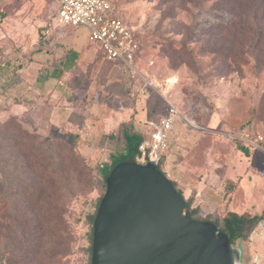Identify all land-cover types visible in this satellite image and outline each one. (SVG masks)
Segmentation results:
<instances>
[{
	"label": "rangeland",
	"instance_id": "1",
	"mask_svg": "<svg viewBox=\"0 0 264 264\" xmlns=\"http://www.w3.org/2000/svg\"><path fill=\"white\" fill-rule=\"evenodd\" d=\"M220 3L221 0H117L113 4L115 15L128 24L138 42L134 67L140 75L132 77L131 71L119 61L108 63L99 45L88 41L84 43L87 50L83 61H93L82 67V75L77 79L80 89L84 90L71 91L72 86L67 81L71 93L64 94L51 80L42 88L43 92L32 95L31 85L27 89L31 93L27 94L17 81L19 74L28 82L37 76V65L28 63L33 55V58L40 57L38 52L33 54L38 39L41 37L45 42L63 37L64 50L69 45L82 49L76 43L82 38L86 40L88 28L58 23V0H0V14L5 15L0 19V65L4 64L0 67V255L4 264H28L24 256L29 253L32 258L31 250L19 251L18 246L16 250V236L21 230L17 220L41 215H49L52 220L45 224L44 236L36 243L38 246L32 247L36 251L30 264H86L89 231L86 214L93 211L95 199L105 189L99 165L108 164L110 155L118 153L121 141L118 123L127 118L134 106V116L142 126L145 117L138 116L141 104L144 110L154 107L159 116L165 113L166 100L180 111L181 119L177 118L178 123L160 161L161 170L169 179L175 178L174 163L178 157L189 174L186 184L192 182L193 177L204 176L212 184L218 183L221 177L222 182L225 178L237 181L233 193L225 188L229 187L228 183L220 187L210 185L202 194L204 201H213V204L218 201L216 195H224L223 209L228 207L237 213L261 212L264 208V150L249 147L248 155L233 151L234 142L215 132L246 129L264 137V36L258 39L256 23L252 24L251 34L231 26L234 15ZM49 26L53 30L49 35L43 34ZM261 31L264 33V22ZM43 46L44 53L57 54L63 50L59 49V44L47 48L43 43ZM175 52H180L181 56L177 58ZM18 64L24 67L16 71ZM141 77L160 82L163 96L145 86ZM169 77H174L176 82L167 88L165 82ZM49 88L59 91L58 99L76 96V106L94 121L95 129L102 124V121H95L102 120L104 115V129L116 127L118 135L100 141L91 137L86 145L89 149L81 148L85 153L88 150L87 157L76 145V151L93 169L89 180L85 179L89 185L80 188L73 183L72 192L66 188L56 189L55 210L38 214L33 211V214L27 209L20 210L19 202L27 201L23 195L5 198L9 192L20 190L19 180L27 179L28 182L32 173L31 169L6 164L9 154L6 144L13 137L21 138L30 133L37 136L34 143L44 141L45 136L53 142H67L72 138L74 132L71 130L63 129L58 136L49 127L50 115H54V111L63 113L66 106L64 100L60 103L58 99L49 98ZM149 91L158 98L153 95L146 98ZM26 106L29 108L25 109ZM77 116L75 121L81 124L83 117ZM141 126L138 132L144 128ZM25 144L28 146L29 142ZM35 154L38 157L34 167L41 183L40 192L42 190L39 205L44 208L51 200L50 191L44 185L45 147L36 148ZM212 187H216L218 193ZM182 196L186 199L185 191ZM191 206L194 207L193 203ZM207 212L208 209L198 208L194 217H209L210 220L221 217L217 211L212 210L210 215ZM247 241L245 261L259 253L264 264L262 223L250 233ZM240 244L235 240L234 245ZM17 259L19 262L15 261Z\"/></svg>",
	"mask_w": 264,
	"mask_h": 264
},
{
	"label": "water",
	"instance_id": "2",
	"mask_svg": "<svg viewBox=\"0 0 264 264\" xmlns=\"http://www.w3.org/2000/svg\"><path fill=\"white\" fill-rule=\"evenodd\" d=\"M157 165L127 160L109 171L91 224L90 264H241V245L212 220L195 219Z\"/></svg>",
	"mask_w": 264,
	"mask_h": 264
},
{
	"label": "trees",
	"instance_id": "3",
	"mask_svg": "<svg viewBox=\"0 0 264 264\" xmlns=\"http://www.w3.org/2000/svg\"><path fill=\"white\" fill-rule=\"evenodd\" d=\"M222 7L231 11L234 15L233 20L230 22L231 26H236L237 29H240L243 32L250 33L252 30V24L256 23L258 33V39L264 36V33L261 31L262 24L264 22V0H221ZM4 14H0V19L4 18ZM41 42V40H39ZM40 50V47L37 48ZM139 51V47H138ZM102 52V50H101ZM74 58L77 57V53L74 51ZM177 58L181 56L180 52H175ZM103 55V52H102ZM107 61V60H106ZM110 64H113L112 61H107ZM4 64H1L0 67H3ZM64 69V68H63ZM67 69V68H66ZM58 68L54 69L52 75L58 74ZM62 72V71H60ZM153 95L154 97L158 98V95L149 91L146 98ZM264 95V93H263ZM159 102V99H156V102ZM159 114L155 111L153 107L151 110H145V120L143 122L144 128L143 131L136 130L134 119L130 118L127 122L121 123V141H120V148L117 154L110 155V162L108 164H100V174L102 179L105 182V178L107 177L109 171L118 163L122 161H135L136 155L138 153L137 147L141 140H143L147 136V121L151 119H157ZM246 130V129H244ZM251 131V130H248ZM252 132V131H251ZM26 134L29 132L26 131ZM113 133L108 134V136H103V138L107 137H114ZM78 136L74 134L69 141H59L53 142L49 136H45L44 141H39L38 143H34L37 140V136L34 134H28V136H22L21 138H12L6 144V151L9 152L7 158L5 160L8 166H15V167H22L25 170L31 169V176H28L27 179L23 180L18 178L20 181V190H16L14 193L9 192L5 198L7 199L8 196L11 195H23L27 201H20V210L27 209L29 212L35 214L38 213H47L55 210L54 201L55 197L54 194L56 193V189H68L69 192H72V184L76 183L77 186L80 188L87 187L89 184L85 179L89 180L92 175V167L87 163V160L76 151V144H77ZM29 142L27 146L25 142ZM53 143L55 145H53ZM235 148L242 151L245 155L249 154V148L245 147L241 142L234 141ZM44 146L46 151L45 156V182L44 185L48 191H50L49 198L51 199L49 204L44 208L39 205L40 201V192L41 183L38 179L37 170L34 167L37 164L36 158L38 157L35 154L36 148ZM55 149V152L54 150ZM16 151V152H14ZM161 161V160H160ZM157 167L161 169L160 162L158 163ZM35 171V173H33ZM58 177V178H56ZM173 186L182 194V191L176 187V182L170 179ZM229 186L232 188L233 183L228 182ZM103 194V193H102ZM98 196L94 202V209L91 213L86 214V221L89 225L88 231V245L85 247V251L87 254L86 264H90V257H91V242H92V229L91 224L94 218L96 209L99 204V200L102 196ZM54 199V200H53ZM192 198L185 199V207L189 211V213L194 217L198 213L197 207H192ZM52 213V212H51ZM34 214V213H33ZM52 216V215H51ZM52 218H54L52 216ZM195 218V217H194ZM198 219V218H195ZM52 219L48 216L41 215L35 218H20L17 220L18 227H20V232L17 234L16 239V250L17 246L19 251L21 249H29L32 252L30 257L27 253L24 258L28 259V264L35 257L36 249H32V247L38 246L39 238L44 236L45 224L50 223ZM199 220H210L209 217H205ZM214 224L222 231L226 232L230 238L231 243L234 244L235 240H245L249 237L250 233L255 229V227L259 223H263L264 225V210L261 213L251 214L248 212L244 213H236L230 210L226 211V214L223 217H220L219 220H212ZM9 238V236H7ZM32 245V246H31ZM15 252V251H14ZM18 253V252H17ZM14 259V256H13ZM12 259V260H13ZM19 258V260H21ZM9 260V258H8ZM19 260H15L19 262ZM14 261V260H13ZM34 261V260H33ZM32 261V262H33ZM0 264H4L3 258L0 255Z\"/></svg>",
	"mask_w": 264,
	"mask_h": 264
},
{
	"label": "crops",
	"instance_id": "4",
	"mask_svg": "<svg viewBox=\"0 0 264 264\" xmlns=\"http://www.w3.org/2000/svg\"><path fill=\"white\" fill-rule=\"evenodd\" d=\"M52 30H53V27L50 26L49 32L46 33L45 32L46 30H45L43 34L49 35ZM39 40H41V37L38 39V46H37V48L40 47V50H37V48H35L33 51V54H35V52H38L40 54V57L39 58H33V56H34L33 55L32 59L28 63V65H29L31 62H34L37 65V70H38L37 76L33 79V81L28 82L21 74H19V76H18L19 80L17 81L18 86L19 87L22 86L25 93L28 94V93H31V92L27 91L28 86L31 85V86H29V88L33 91L32 95H33V93H39V91L43 92L44 89H42V88L45 87V85H47L49 83V81H51V80L56 85H58V88L62 91L61 93H64V94H70L71 91L77 93V90H84L83 88L80 89V84L77 83V79L79 78V75H82V67L85 64H86V66H88L91 63V61H93V60H88L86 62L83 61L84 53L87 50V49H85L86 47H84V43L85 44L88 43V37L86 36V40H84V38H82V39H79L77 41L76 45L79 47H82V49L76 48V46L69 45L64 50L62 48V43H64L63 37L62 38L59 37V38L51 40V41L47 40L45 42H43L42 40H41V42H39ZM43 43L46 44L47 48H49L50 46L55 47L56 45L58 46V44H59V46H61V47H59V49L60 50L63 49V50H61L60 53L57 52V54H51V53H46V52L44 53V51L42 50V47H44ZM91 48L92 47H89V49H91ZM59 49H58V51H59ZM74 51L77 53L76 58H74V54H73ZM23 67L24 66H21L20 64H18L15 69H16V71H18L20 69L22 70ZM55 68H58V71H59L57 76L52 75ZM60 71H62V72H60ZM67 81H69V84H71V86H72L71 91H70V88L68 86ZM57 92H59V91H55L52 88L47 89V94H49V98L52 101L57 100L59 98V93H57ZM62 96H65V95H62ZM33 98H35V97L33 96ZM58 100H60V103H63L62 101L64 100L66 102V106H65V108H63L64 109L63 113L58 114L57 111L56 112L54 111L55 114L50 115V118L48 121L49 127L52 128L53 132H55V134H57L58 136L62 135L63 129L65 131L71 130L74 132V134H77V136H78L77 144H76L77 148H80L79 149L80 153H83V155H85L86 157L88 156L87 153H89L88 150H86V153H85L81 148L86 147V149H89V147L86 145L89 144V140L91 137H94L95 139L98 138L97 141H100L103 138V136H108V134H110V133H113L115 136L118 135L117 134L118 130L116 129V127L110 128V130L104 129V123H105V116L104 115L101 116L102 120L99 119V120L95 121L96 123L102 121L101 126H99V127L97 126L98 128L95 129L93 126L94 121L88 117H85V113L82 112V109L79 108L78 106H76V103H75L76 96L72 99H66L65 97H62V99L60 98ZM138 105H139V102H138ZM45 107H49V105L45 106ZM138 107L141 108V110L139 109L138 116L141 115V116L145 117V110L142 108V104L139 105ZM27 108H29V107L26 106L25 109H27ZM134 113H135V106H134V109H132V112L127 115L126 119L123 118L119 121L118 126H119L120 130H121V123L127 122L130 118H133L135 120L134 123H135L136 130L140 129L141 125L139 124L137 117L134 116ZM77 115H82L81 117H83V121L81 124H78L75 121V119L78 117ZM177 123H178V120L176 119V121L173 124L172 129L169 133L168 145H169L171 133H172V131H173V129ZM142 126L144 127L143 124H142ZM142 126H141V129L143 128ZM144 128H146V126ZM144 128L140 131H143ZM120 133H121V131H120ZM229 140H231L233 142L235 141V140H232L230 138H229ZM84 144H85V146H84ZM232 149H233V151L234 150L237 152L240 151V150L235 148V144H233ZM174 164L176 165L177 173H175V178H173L172 180H174L176 182L178 188L181 191H183V192L185 191V194L187 195L186 199L192 198V203H193L194 207L198 206L197 208H201L202 210L208 209L207 215H210L212 213V210L217 211V214L220 215L221 217H223L226 214L227 210L235 212L234 210H231L228 207L226 209H223L222 205L224 204V200H225L224 195H221V196L216 195L218 198V201L212 204L213 201H211V202L204 201L202 194L207 188L210 187V185L215 184L216 187H220L221 185L225 186L224 182L225 183L232 182L234 184L232 188L230 186L225 187V188H228L233 193L237 187V181L236 180H233L231 178H225L224 182H222V177H221L218 179V183L212 184V182L206 181V177L204 176V177H200V178L193 177L192 182H190L189 184H186L185 182L187 181L186 179H189L188 178L189 174H188V171L184 168L183 162L180 160V158L177 157V159H175ZM170 167H171V165H170ZM213 169H216V168H213ZM216 187H212V189L215 191V193H218L217 192L218 190L216 189ZM232 193L229 195L230 199L232 197ZM228 194H229V191H228ZM263 210H264V208L261 210V212ZM242 213H244V212H242ZM248 213H250V212H248ZM251 214H253V213H251ZM255 214H257V213H255ZM256 227H255V229H256ZM255 229H253V231ZM248 238L245 240H240V243H241L240 245L243 249L241 264H258V263L262 264L261 255L259 253H254V255L252 256L253 259L251 258V260L245 261V255L247 253V245H248L247 240H248Z\"/></svg>",
	"mask_w": 264,
	"mask_h": 264
},
{
	"label": "built area",
	"instance_id": "5",
	"mask_svg": "<svg viewBox=\"0 0 264 264\" xmlns=\"http://www.w3.org/2000/svg\"><path fill=\"white\" fill-rule=\"evenodd\" d=\"M58 23L88 28V41L98 44L107 61L121 62L128 68L132 77L140 75L134 67V60L138 53V42L132 30L121 18L115 15L114 3L117 0H58ZM50 27V26H49ZM46 33L49 28H46ZM144 85L163 96L160 88L162 84L153 78L141 77ZM176 79H166L167 88L174 85ZM165 113L157 119L147 121V136L141 140L137 147L135 161L140 164L148 160L157 164L162 159L168 147L169 133L178 117L179 109L166 100ZM215 133L241 142L245 147L264 150V137L258 132L239 130L237 132L216 131Z\"/></svg>",
	"mask_w": 264,
	"mask_h": 264
}]
</instances>
